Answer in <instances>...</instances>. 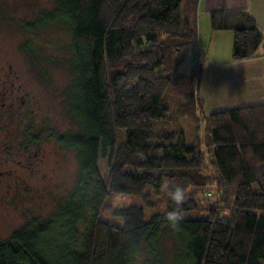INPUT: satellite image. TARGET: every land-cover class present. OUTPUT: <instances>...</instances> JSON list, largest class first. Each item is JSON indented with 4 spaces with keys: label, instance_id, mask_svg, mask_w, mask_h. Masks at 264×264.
Masks as SVG:
<instances>
[{
    "label": "trees",
    "instance_id": "1",
    "mask_svg": "<svg viewBox=\"0 0 264 264\" xmlns=\"http://www.w3.org/2000/svg\"><path fill=\"white\" fill-rule=\"evenodd\" d=\"M183 2L55 0L52 10L41 12L39 23L57 21L69 35L73 79L61 103L73 130L45 123L31 143L72 152L77 169L47 216H32L0 238V264H166L165 233L174 241L169 264H264V103L205 112L212 177L202 175L203 108L194 91L183 94L174 113L192 122L195 145H186L182 130L156 126L167 119V89L182 87L191 76L163 67L171 52L198 39L196 15L184 17ZM209 19L211 32H232L233 61L258 55L264 33L248 13L218 11ZM202 54L198 48L192 64L198 80ZM100 158L106 159L104 175ZM165 182L164 212L144 220L142 208L129 205L113 209L120 222L100 218L114 194L139 196L151 207L150 194L158 195ZM210 182L219 202L203 217L183 216L196 207L188 188ZM177 189L179 201L173 198Z\"/></svg>",
    "mask_w": 264,
    "mask_h": 264
},
{
    "label": "rangeland",
    "instance_id": "2",
    "mask_svg": "<svg viewBox=\"0 0 264 264\" xmlns=\"http://www.w3.org/2000/svg\"><path fill=\"white\" fill-rule=\"evenodd\" d=\"M54 3L55 0H0V48H2L0 55L2 60L6 64H10L18 73L20 81H30L32 85L34 84L37 94L43 98L41 104L44 115L51 110V115L57 118L55 120L57 125H54L50 119L51 122H46L47 127L66 131L73 130L67 111L61 103L63 101L61 93L72 83L73 79L69 35L57 21L49 24L37 21L42 11L52 10ZM1 4H3L2 7ZM184 7L182 8L183 16L185 14ZM30 29L37 30L36 35L28 33L27 31ZM29 38L32 39L33 48L38 49V56L33 54ZM220 41L223 42V39L216 40V43ZM201 47L205 54L209 53L205 44L202 43ZM196 50L197 47L193 43L175 54L171 52L164 61L163 67L169 71L182 70L191 76L182 87L167 89L162 98V103L168 108L167 119L156 122V126L159 128L182 130L185 135V143L190 146L196 144L194 126L188 118L176 116L174 108L183 102V94L189 91H194L197 98L202 101L199 94L200 81L197 76L192 74ZM202 58H205L204 55H200L199 61ZM53 89L58 96H52L55 94L53 91L49 92ZM202 108L198 143L207 159V165L202 175L203 177L206 175L212 177L214 169L209 160V158L211 159V142L205 118V112L209 111L206 109L208 106L203 102ZM45 148L46 155L35 169V174L31 173L30 176H26L27 172L22 170L24 168L17 163L13 165L5 163L0 166V170L12 169L13 174H17L13 177H0L1 239L7 238L12 231L24 224L30 217L47 216L55 207L59 197L65 194L72 185L77 169L75 155L64 149L53 148L51 144L45 145ZM98 168L100 174L104 175L106 159H99ZM18 175L27 177V179L18 180ZM200 187L188 188L186 195L194 198L196 207L189 213H183V216L203 217L210 205L219 202L220 192L213 182ZM166 188L165 182L158 195L150 194L151 201L154 203L151 207H147L139 196L114 194L107 200V208L100 218L120 222L119 218L112 215L113 209L135 205L142 208L143 218L147 220L151 214L165 211L168 199ZM144 193H150V189L147 188ZM173 243L171 234H163L161 246L166 264L171 261Z\"/></svg>",
    "mask_w": 264,
    "mask_h": 264
},
{
    "label": "crops",
    "instance_id": "3",
    "mask_svg": "<svg viewBox=\"0 0 264 264\" xmlns=\"http://www.w3.org/2000/svg\"><path fill=\"white\" fill-rule=\"evenodd\" d=\"M190 1V0H189ZM186 0L184 17L195 13L198 39L195 45L205 56L199 79V94L209 112L264 103V43L258 55L240 61L231 58L232 32H211L209 15L218 11H244L264 33V0ZM223 39L216 43V40ZM202 43L209 53L205 54Z\"/></svg>",
    "mask_w": 264,
    "mask_h": 264
},
{
    "label": "flooded vegetation",
    "instance_id": "4",
    "mask_svg": "<svg viewBox=\"0 0 264 264\" xmlns=\"http://www.w3.org/2000/svg\"><path fill=\"white\" fill-rule=\"evenodd\" d=\"M1 57L0 55V166L17 163L27 172L26 176H30L46 155L45 145H49L45 141L31 143L32 136L35 138V133L43 130L50 119L57 125V118L51 115V110L44 115L41 104L43 98L37 94L34 84L20 81L18 73ZM52 91L54 89L49 92ZM55 95L58 96L57 93L52 96ZM1 176L13 177L17 174H13L12 169L0 170ZM24 179L27 177L18 175V180Z\"/></svg>",
    "mask_w": 264,
    "mask_h": 264
},
{
    "label": "clouds",
    "instance_id": "5",
    "mask_svg": "<svg viewBox=\"0 0 264 264\" xmlns=\"http://www.w3.org/2000/svg\"><path fill=\"white\" fill-rule=\"evenodd\" d=\"M173 198L177 201L182 199V193L179 189H177L176 192L173 194ZM173 218H175V214H173Z\"/></svg>",
    "mask_w": 264,
    "mask_h": 264
}]
</instances>
